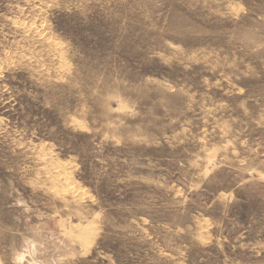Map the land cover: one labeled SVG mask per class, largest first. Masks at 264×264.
<instances>
[{
    "label": "rangeland",
    "instance_id": "374dc122",
    "mask_svg": "<svg viewBox=\"0 0 264 264\" xmlns=\"http://www.w3.org/2000/svg\"><path fill=\"white\" fill-rule=\"evenodd\" d=\"M0 264H264V0H0Z\"/></svg>",
    "mask_w": 264,
    "mask_h": 264
}]
</instances>
